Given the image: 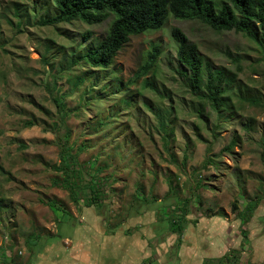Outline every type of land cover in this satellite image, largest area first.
I'll list each match as a JSON object with an SVG mask.
<instances>
[{"label": "rangeland", "instance_id": "obj_1", "mask_svg": "<svg viewBox=\"0 0 264 264\" xmlns=\"http://www.w3.org/2000/svg\"><path fill=\"white\" fill-rule=\"evenodd\" d=\"M56 14L52 0H0V264H32L42 246L73 237L74 226L132 217L138 206L167 218L182 209L184 237L195 246L205 216L221 229L218 219L233 218L229 235L246 239L238 212L257 198L250 221L264 226V50L243 34L171 17L162 30L132 36L101 72L72 61L99 44L111 19L41 24ZM173 28L231 78L219 113L189 88ZM153 45L156 67L131 82ZM97 168L105 188L87 207L85 189L72 194L63 181L89 183Z\"/></svg>", "mask_w": 264, "mask_h": 264}, {"label": "trees", "instance_id": "obj_2", "mask_svg": "<svg viewBox=\"0 0 264 264\" xmlns=\"http://www.w3.org/2000/svg\"><path fill=\"white\" fill-rule=\"evenodd\" d=\"M57 14L42 21L43 26H56L63 23L83 22L87 25H99L111 19L105 37L92 50L74 57L72 64L84 63L90 68L101 72L108 71L118 54L132 36L162 30L167 21L173 17L178 20H196L210 27L214 32H235L243 34L254 41L264 50V0H52ZM91 34L85 36L89 39ZM171 37L177 45L176 56L178 62L188 71V86L192 93L219 113L224 102L228 85L232 81L224 70H213L199 53L196 44L178 28L171 30ZM227 58L238 66L239 58L229 49L224 51ZM161 55L160 46L153 45L148 52L144 64L132 77L131 82H136L148 75L157 65ZM206 72V73H205ZM206 74V75H205ZM83 79L78 80V84ZM151 87V85H146ZM62 101H58L61 105ZM204 111V110H203ZM201 112V110H199ZM202 114V113H201ZM163 129H166L162 124ZM231 142L226 150H231ZM264 162V142L261 154ZM0 170L2 167L0 166ZM93 176L89 183L79 181L73 184L70 177L64 179L63 186L72 191L74 188H84L87 193L88 206L97 205L101 201V192L106 181L97 175L101 169H93ZM81 171H79L80 175ZM74 201H77L74 198ZM260 198L250 201L243 211L238 212L242 223H247L252 218L253 211L258 207ZM99 205V204H98ZM237 208V207H236ZM56 209L66 212L62 206ZM181 209V208H180ZM235 209V208H234ZM236 210V209H235ZM58 211V212H59ZM179 210L174 209L170 215L171 225L175 231H181V222L184 211L181 209L182 218L175 220L174 216ZM61 213V212H59ZM175 213V214H174ZM185 215V214H184ZM37 239H39L37 237ZM9 242V241H7ZM28 244H30L28 242ZM13 245L7 243L4 254L11 250ZM9 256V255H8ZM226 259H230L226 256ZM14 258H7L3 264H13Z\"/></svg>", "mask_w": 264, "mask_h": 264}, {"label": "crops", "instance_id": "obj_3", "mask_svg": "<svg viewBox=\"0 0 264 264\" xmlns=\"http://www.w3.org/2000/svg\"><path fill=\"white\" fill-rule=\"evenodd\" d=\"M139 207L132 217L125 214L120 220L101 222L104 217L98 215L74 226L73 237L60 235V242L42 246L32 264H264V226L243 223L241 229L248 230L245 239L242 233L229 235L237 230L233 218L218 219L221 229L211 226V217L205 216L199 222L204 228L195 231L199 242L195 246L193 237H184L185 223L175 231L170 215L160 216L151 205Z\"/></svg>", "mask_w": 264, "mask_h": 264}]
</instances>
